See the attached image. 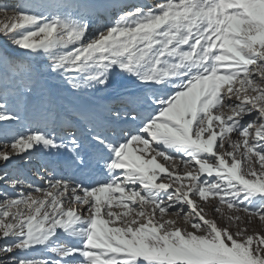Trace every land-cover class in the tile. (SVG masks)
Segmentation results:
<instances>
[{"label":"snow or ice","instance_id":"snow-or-ice-1","mask_svg":"<svg viewBox=\"0 0 264 264\" xmlns=\"http://www.w3.org/2000/svg\"><path fill=\"white\" fill-rule=\"evenodd\" d=\"M0 13V264H264V0Z\"/></svg>","mask_w":264,"mask_h":264},{"label":"rangeland","instance_id":"rangeland-1","mask_svg":"<svg viewBox=\"0 0 264 264\" xmlns=\"http://www.w3.org/2000/svg\"><path fill=\"white\" fill-rule=\"evenodd\" d=\"M17 2H21V0H0V5H3V4L11 5V4H15ZM115 2L117 4H120V3H142V4L152 5V4L156 3V0H115ZM10 14L11 13H9V15ZM114 15H115L114 9L108 10V12L104 13V15L97 21L95 27H99L100 25H102L108 21H111L112 19H114ZM3 18H4L3 13H0V19H3ZM63 95H65V94H62V97H63ZM101 95H104V94L102 93ZM62 97L59 100V102L61 104H68L69 101L72 99L71 97H68V99H63ZM19 130L24 131L25 129L21 128ZM158 159H160L161 163H164L162 158H158ZM177 163H178V161H177ZM0 170H2V166H0ZM9 170H11V166H9ZM25 174L29 177V179L35 181L36 183L40 182L38 177L34 176L31 172L26 171ZM5 187H6L5 185L0 184V191H3L5 189ZM2 199H3V197L0 196V200H2ZM193 199H196V198L193 197ZM197 203L199 204L201 202L198 200ZM204 207H205V212L207 213V218L216 220V222L218 223V225L220 227H225L228 225V221L223 215H221L220 213L213 212L212 208L208 205H204ZM185 211H187V209H185ZM223 211L225 213L228 212V210L226 208H224ZM232 214L234 215L235 213H232ZM239 214L242 217H244L245 219H247V217L245 216V214L243 212H240ZM166 218L175 219V220H177V226L184 227L183 220L179 219L175 215L168 216ZM240 226L243 227L244 225H240ZM230 230L235 231V228L232 227V228H230ZM256 232H260V233L264 234V223H261L256 218H253V222L248 225V233L247 234H253ZM2 244H3V241H0V245H2ZM3 255H4L3 253H0V256H3Z\"/></svg>","mask_w":264,"mask_h":264},{"label":"bare ground","instance_id":"bare-ground-1","mask_svg":"<svg viewBox=\"0 0 264 264\" xmlns=\"http://www.w3.org/2000/svg\"><path fill=\"white\" fill-rule=\"evenodd\" d=\"M155 2V1H154ZM156 2H157V0H156Z\"/></svg>","mask_w":264,"mask_h":264}]
</instances>
